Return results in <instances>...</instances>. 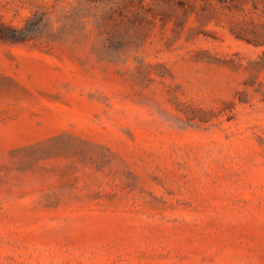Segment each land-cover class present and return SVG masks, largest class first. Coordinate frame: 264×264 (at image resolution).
Wrapping results in <instances>:
<instances>
[{
	"label": "rangeland",
	"instance_id": "374dc122",
	"mask_svg": "<svg viewBox=\"0 0 264 264\" xmlns=\"http://www.w3.org/2000/svg\"><path fill=\"white\" fill-rule=\"evenodd\" d=\"M0 264H264V0H0Z\"/></svg>",
	"mask_w": 264,
	"mask_h": 264
},
{
	"label": "trees",
	"instance_id": "16d2710c",
	"mask_svg": "<svg viewBox=\"0 0 264 264\" xmlns=\"http://www.w3.org/2000/svg\"><path fill=\"white\" fill-rule=\"evenodd\" d=\"M43 17L36 19L34 28L27 27H16L7 25L4 23L0 24V36L5 38H11L13 40H25L33 37L38 31V27L41 25Z\"/></svg>",
	"mask_w": 264,
	"mask_h": 264
}]
</instances>
